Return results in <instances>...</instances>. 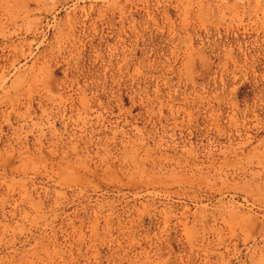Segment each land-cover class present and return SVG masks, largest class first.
Wrapping results in <instances>:
<instances>
[{
    "label": "rangeland",
    "instance_id": "obj_1",
    "mask_svg": "<svg viewBox=\"0 0 264 264\" xmlns=\"http://www.w3.org/2000/svg\"><path fill=\"white\" fill-rule=\"evenodd\" d=\"M0 264H264V0H0Z\"/></svg>",
    "mask_w": 264,
    "mask_h": 264
}]
</instances>
